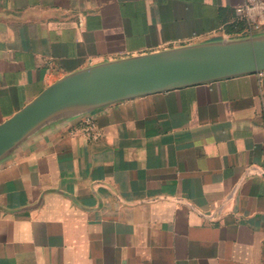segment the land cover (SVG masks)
Here are the masks:
<instances>
[{
	"label": "crops",
	"instance_id": "obj_1",
	"mask_svg": "<svg viewBox=\"0 0 264 264\" xmlns=\"http://www.w3.org/2000/svg\"><path fill=\"white\" fill-rule=\"evenodd\" d=\"M243 3L0 0V124L90 66L246 38ZM0 264H264V77L137 97L34 134L0 162Z\"/></svg>",
	"mask_w": 264,
	"mask_h": 264
},
{
	"label": "water",
	"instance_id": "obj_2",
	"mask_svg": "<svg viewBox=\"0 0 264 264\" xmlns=\"http://www.w3.org/2000/svg\"><path fill=\"white\" fill-rule=\"evenodd\" d=\"M264 71V34L90 66L46 87L0 124V162L63 119L121 101Z\"/></svg>",
	"mask_w": 264,
	"mask_h": 264
},
{
	"label": "built area",
	"instance_id": "obj_3",
	"mask_svg": "<svg viewBox=\"0 0 264 264\" xmlns=\"http://www.w3.org/2000/svg\"><path fill=\"white\" fill-rule=\"evenodd\" d=\"M234 12L236 19L245 23L247 37H252L256 31L260 30L261 22L264 19V0H244L243 4L235 7ZM257 74L264 77V71ZM86 122L91 128L94 126L92 119H87Z\"/></svg>",
	"mask_w": 264,
	"mask_h": 264
}]
</instances>
